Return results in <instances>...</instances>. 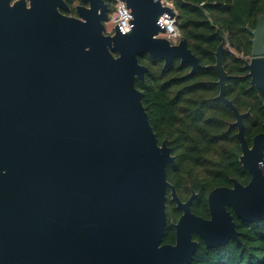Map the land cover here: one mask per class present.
I'll list each match as a JSON object with an SVG mask.
<instances>
[{"label":"water","instance_id":"95a60500","mask_svg":"<svg viewBox=\"0 0 264 264\" xmlns=\"http://www.w3.org/2000/svg\"><path fill=\"white\" fill-rule=\"evenodd\" d=\"M131 29L106 32V0H0V161L10 163L14 192L10 241L0 264H190L199 247L239 240L235 216L264 218V131L250 145L244 117L225 96L223 52L211 67L216 100L234 114L239 161L247 184L218 186L207 196L209 218L193 213L195 192L183 201L168 180L175 161L158 138L136 79L148 67L140 55L200 68L181 37L159 36L160 17L175 11L160 0H124ZM243 58L250 84L264 96V13ZM169 193V195H168ZM170 198L182 211L175 242L163 243ZM234 211H230L228 207ZM39 236V240H35Z\"/></svg>","mask_w":264,"mask_h":264},{"label":"trees","instance_id":"16d2710c","mask_svg":"<svg viewBox=\"0 0 264 264\" xmlns=\"http://www.w3.org/2000/svg\"><path fill=\"white\" fill-rule=\"evenodd\" d=\"M74 1L68 3L74 10ZM109 13L115 0H106ZM176 24L181 37L198 57L200 68L191 72V65L174 59L163 61L140 55L148 67L145 79H136L143 93L142 102L158 142L167 141L175 161L167 167L168 180L175 186L181 200L195 192L192 211L208 217L207 196L218 186L231 185L235 178L248 183L249 171L239 161L240 143L232 110L216 100L218 76L211 67L221 36L227 39L223 64L230 75L225 96L244 117L248 143L264 131V96L252 87L243 58L251 54L252 34L247 28L256 26L264 13V0H174ZM68 13V11H66ZM180 209L170 198L167 201V225L163 243L175 242V228ZM239 240H230L219 247L200 245L190 264H264V218L258 222L235 216ZM198 237V236H197ZM199 239V237H198Z\"/></svg>","mask_w":264,"mask_h":264},{"label":"flooded vegetation","instance_id":"af4514ba","mask_svg":"<svg viewBox=\"0 0 264 264\" xmlns=\"http://www.w3.org/2000/svg\"><path fill=\"white\" fill-rule=\"evenodd\" d=\"M68 1L69 0H67V2ZM81 3H82L81 0L74 1V6H73L74 10H72V8H70V10L68 11L67 14L76 15L75 6L77 4H81ZM10 168H11L10 163H3L0 161V252H1L2 248L5 247L4 244H2V243L10 241L11 236H7L5 234L10 233L9 228H8L9 222H10V220L13 221V218H14L12 215V211H13V207H14L15 196H14L13 190L10 187V178H9V175L11 174ZM232 179H235V178H232ZM232 179H231V185H229L227 187L233 186ZM242 184H247V183H242ZM168 195H169V193H168ZM183 201H185V200H183ZM228 209L234 213L233 209L230 206L228 207ZM181 214H182V211H181ZM209 217H210V214L208 217H205V218H209ZM174 223H176V222H172V224H174ZM197 236L199 237V239ZM34 238H35V240H37V238L39 240V236H35ZM193 239L198 240L199 245H200V240L203 242V240L200 238V236L198 234H195V233L193 235Z\"/></svg>","mask_w":264,"mask_h":264},{"label":"built area","instance_id":"2783aa9c","mask_svg":"<svg viewBox=\"0 0 264 264\" xmlns=\"http://www.w3.org/2000/svg\"><path fill=\"white\" fill-rule=\"evenodd\" d=\"M163 5H167L175 11V15L164 14L160 17L162 19H167L171 21L172 28L164 27V31L159 33V36L165 37L172 43H177L181 38L179 28L176 24V8L174 6V0H160ZM131 16L133 19V14L131 9L126 5L124 0H115L114 8L111 13H109L108 19L105 21L106 32L112 34L115 27L118 26L120 30L124 31L126 27L131 29V20L128 17Z\"/></svg>","mask_w":264,"mask_h":264},{"label":"clouds","instance_id":"9594fccd","mask_svg":"<svg viewBox=\"0 0 264 264\" xmlns=\"http://www.w3.org/2000/svg\"><path fill=\"white\" fill-rule=\"evenodd\" d=\"M10 2H11V0H10ZM128 19L131 20L132 17L129 16ZM159 23H160V26H161V27H165V26H167V28H172V23H171V21H168L167 19H162L161 21H159ZM128 30H130L128 27H126V28L124 29V31H128Z\"/></svg>","mask_w":264,"mask_h":264}]
</instances>
